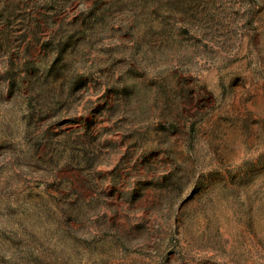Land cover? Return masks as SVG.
<instances>
[{"label":"rangeland","instance_id":"374dc122","mask_svg":"<svg viewBox=\"0 0 264 264\" xmlns=\"http://www.w3.org/2000/svg\"><path fill=\"white\" fill-rule=\"evenodd\" d=\"M0 264H264V0H0Z\"/></svg>","mask_w":264,"mask_h":264}]
</instances>
